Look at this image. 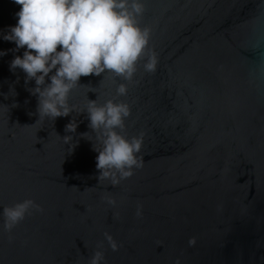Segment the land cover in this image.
<instances>
[{
    "label": "water",
    "instance_id": "95a60500",
    "mask_svg": "<svg viewBox=\"0 0 264 264\" xmlns=\"http://www.w3.org/2000/svg\"><path fill=\"white\" fill-rule=\"evenodd\" d=\"M144 5L156 71L142 56L130 81L82 76L75 110L55 120L40 119L35 80L10 68L25 49L0 37V264H90L97 250L101 264H264V0ZM20 7L0 0V31ZM89 99L128 103L119 131L143 134L142 167L115 185L99 182ZM28 198L43 210L7 231L3 208Z\"/></svg>",
    "mask_w": 264,
    "mask_h": 264
},
{
    "label": "clouds",
    "instance_id": "9594fccd",
    "mask_svg": "<svg viewBox=\"0 0 264 264\" xmlns=\"http://www.w3.org/2000/svg\"><path fill=\"white\" fill-rule=\"evenodd\" d=\"M21 5L15 13L17 23L0 31V37L15 42L16 49H25L23 55L15 56L10 68L21 69L26 82L35 80L30 91L38 94L37 111L41 118L68 116L75 106L69 104V94L82 76L113 72L125 80H131L137 61L147 56L146 72H155L157 54L145 52L150 28L142 26L138 17L145 10L144 0H14ZM7 50H0V56ZM127 86L120 84L117 94L126 95ZM84 112V111H82ZM89 127L97 133L102 147L93 145L96 167L101 170L99 182L110 179L118 184L142 167L138 158L143 134L127 137L119 129L131 113L128 103L109 99L103 104L90 100L86 106ZM76 121L66 125V131L75 132ZM87 132L81 133L87 137ZM71 136H65L66 141ZM72 138V137H71ZM88 138V137H87ZM89 139V138H88ZM115 206L114 198L108 197ZM42 207L28 198L3 208L4 228L11 232L26 218L31 210ZM142 207L137 208V215ZM110 246L118 250V243L106 234ZM192 241H190L191 243ZM102 251L97 250L90 264H101Z\"/></svg>",
    "mask_w": 264,
    "mask_h": 264
}]
</instances>
